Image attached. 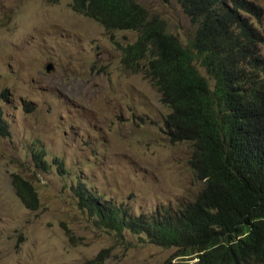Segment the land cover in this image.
Wrapping results in <instances>:
<instances>
[{
    "label": "rangeland",
    "instance_id": "rangeland-1",
    "mask_svg": "<svg viewBox=\"0 0 264 264\" xmlns=\"http://www.w3.org/2000/svg\"><path fill=\"white\" fill-rule=\"evenodd\" d=\"M136 1L182 44L193 36L176 0ZM248 1L261 16H243L264 32V0ZM77 10L72 0H0V115L10 130L0 136V264H75L100 252L103 264L192 263H167L174 247L98 227L77 204L80 181L134 216L175 207L201 187L188 164L191 143H171L164 132L169 109L156 87L121 64V46L139 33L107 30ZM39 152L47 169L34 162ZM13 173L34 186L36 208L16 193Z\"/></svg>",
    "mask_w": 264,
    "mask_h": 264
},
{
    "label": "trees",
    "instance_id": "trees-1",
    "mask_svg": "<svg viewBox=\"0 0 264 264\" xmlns=\"http://www.w3.org/2000/svg\"><path fill=\"white\" fill-rule=\"evenodd\" d=\"M176 1L195 26L185 45L136 0H72V6L107 30L139 33L121 46V64L139 67L156 87L169 109L164 132L171 143H191L188 164L201 187L175 207L134 216L80 181L77 204L98 227L174 247L167 263L186 257L195 259L188 264H264V32L242 14L258 20L261 10L248 0ZM8 135L0 115V136ZM42 154L33 159L47 169ZM11 182L25 206H38L28 179L13 173ZM103 262L100 252L75 264Z\"/></svg>",
    "mask_w": 264,
    "mask_h": 264
},
{
    "label": "clouds",
    "instance_id": "clouds-1",
    "mask_svg": "<svg viewBox=\"0 0 264 264\" xmlns=\"http://www.w3.org/2000/svg\"><path fill=\"white\" fill-rule=\"evenodd\" d=\"M181 6V5H180ZM182 8V7H181ZM9 134H10V130H9ZM10 135H8V136H1V137H9Z\"/></svg>",
    "mask_w": 264,
    "mask_h": 264
},
{
    "label": "water",
    "instance_id": "water-1",
    "mask_svg": "<svg viewBox=\"0 0 264 264\" xmlns=\"http://www.w3.org/2000/svg\"><path fill=\"white\" fill-rule=\"evenodd\" d=\"M46 70H48V71H49V70H50V68H48V67H47V68H46Z\"/></svg>",
    "mask_w": 264,
    "mask_h": 264
}]
</instances>
